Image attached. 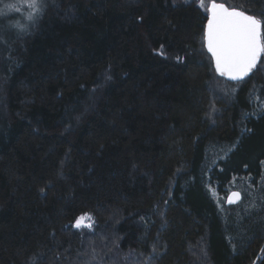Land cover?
Returning a JSON list of instances; mask_svg holds the SVG:
<instances>
[{
	"label": "trees",
	"instance_id": "trees-1",
	"mask_svg": "<svg viewBox=\"0 0 264 264\" xmlns=\"http://www.w3.org/2000/svg\"><path fill=\"white\" fill-rule=\"evenodd\" d=\"M41 6L0 0V264H264V55L221 76L199 0Z\"/></svg>",
	"mask_w": 264,
	"mask_h": 264
},
{
	"label": "snow or ice",
	"instance_id": "snow-or-ice-1",
	"mask_svg": "<svg viewBox=\"0 0 264 264\" xmlns=\"http://www.w3.org/2000/svg\"><path fill=\"white\" fill-rule=\"evenodd\" d=\"M33 11L28 20L35 22L43 13L42 0H25ZM201 8L209 13L205 40L207 50L212 54L215 70L231 80H242L247 77L262 55H264V20L243 11L229 9L217 0H199ZM14 4L5 5V8L15 9ZM20 31H26L24 25L16 24ZM241 194L232 191L226 196L229 204L239 202ZM87 215L78 217L75 227H91L86 222Z\"/></svg>",
	"mask_w": 264,
	"mask_h": 264
},
{
	"label": "rangeland",
	"instance_id": "rangeland-1",
	"mask_svg": "<svg viewBox=\"0 0 264 264\" xmlns=\"http://www.w3.org/2000/svg\"><path fill=\"white\" fill-rule=\"evenodd\" d=\"M205 4L207 6L208 4V0H205ZM87 215L88 217H90V219H86V222L87 223H90L91 224V227H80L79 229L81 230H87L89 232H92L94 231L95 229V225H96V222H95V218L94 216L91 214V213H84L82 215H80L79 217L81 216H85ZM102 239V245L107 249V250H111V246H112V240L111 239H108V238H101ZM87 241H89L88 243V248L90 250L89 254L87 255L86 257V261H85V264H119L122 260H115L114 262L112 261H109L108 260H105V258L102 256V254H100L96 248V242L95 241H91L90 239H88ZM93 242V243H92ZM109 243V245H108ZM121 257H123V255H121ZM124 258V257H123Z\"/></svg>",
	"mask_w": 264,
	"mask_h": 264
},
{
	"label": "water",
	"instance_id": "water-1",
	"mask_svg": "<svg viewBox=\"0 0 264 264\" xmlns=\"http://www.w3.org/2000/svg\"><path fill=\"white\" fill-rule=\"evenodd\" d=\"M218 3H220V2H218ZM224 4V3H223ZM226 7H228L226 4H224ZM229 9H233V8H230V7H228ZM234 9H236V10H239V11H243V10H241V9H238V8H234ZM243 12H245V11H243ZM246 14H248V15H251V14H249V13H247V12H245ZM257 18V17H256ZM207 23H208V21H207ZM206 29H207V25H206ZM205 34H206V31H205ZM212 55V54H211ZM261 58V57H260ZM214 64H215V62H214ZM226 77V76H225ZM228 78V77H227ZM232 191H238V192H240L239 190H231L230 192H232ZM229 192V193H230ZM228 193V194H229ZM240 194H241V192H240ZM241 198H242V194H241ZM241 198H240V200H241ZM240 200H239V202H240ZM239 202H237V203H239ZM227 203V202H226ZM237 203H233V204H237ZM228 205H232V204H229V203H227Z\"/></svg>",
	"mask_w": 264,
	"mask_h": 264
}]
</instances>
